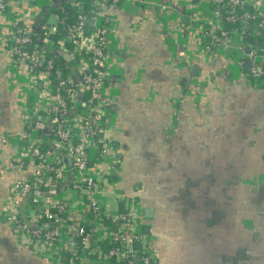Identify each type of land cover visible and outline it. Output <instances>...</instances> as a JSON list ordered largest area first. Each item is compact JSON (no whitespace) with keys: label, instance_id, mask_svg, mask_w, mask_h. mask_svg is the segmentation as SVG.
Wrapping results in <instances>:
<instances>
[{"label":"crops","instance_id":"1","mask_svg":"<svg viewBox=\"0 0 264 264\" xmlns=\"http://www.w3.org/2000/svg\"><path fill=\"white\" fill-rule=\"evenodd\" d=\"M3 1L0 264H64L66 254L58 260L38 253L4 217L12 185L33 168L21 157L28 78L10 65L6 45L13 15L30 0ZM67 2L31 0L35 12ZM207 10L201 0H120L109 7L118 54L108 125L117 167L114 191L103 199L113 211L125 201L140 206L158 264H264V78L254 85L251 62L240 53L203 54L198 28L210 20ZM26 205L22 217L29 220Z\"/></svg>","mask_w":264,"mask_h":264},{"label":"built area","instance_id":"2","mask_svg":"<svg viewBox=\"0 0 264 264\" xmlns=\"http://www.w3.org/2000/svg\"><path fill=\"white\" fill-rule=\"evenodd\" d=\"M119 1L90 0L87 11L88 0H68L35 12L30 0L13 15L6 40L10 65L23 67L28 78L31 103L24 115L21 157L33 174L14 182L4 217L38 253L58 260L66 254L64 264H158L140 206L125 201L123 209L113 211L103 199L114 191L116 149L107 90L118 54L106 19L109 7ZM201 2L210 14L198 28L203 54L240 53L238 59L251 62L250 75H264V43L260 49L254 41L264 30V0ZM6 5L1 0L0 11ZM53 14L58 23L46 22L36 31L38 16ZM61 28L65 35L55 40ZM57 58L64 59L63 65ZM26 203L29 220L22 217Z\"/></svg>","mask_w":264,"mask_h":264},{"label":"trees","instance_id":"3","mask_svg":"<svg viewBox=\"0 0 264 264\" xmlns=\"http://www.w3.org/2000/svg\"><path fill=\"white\" fill-rule=\"evenodd\" d=\"M89 1L90 0H88V2L86 3V8H87V11H90L92 8H91V5H90V3H89ZM6 9H7V5H6ZM6 9L5 10H3L2 12H4V11H6ZM250 10H252V9H250ZM48 20H49V16L48 15H46V16H42L41 18H38V20H37V22H38V27L36 28V31H37V29L38 28H40L44 23H46V22H48ZM69 22H73V19H70L69 20ZM91 22H92V20H90V24L88 25L89 27L88 28H91ZM229 25V27H233V26H235V24H228ZM60 26V25H59ZM65 35V31L61 28V30L57 33V34H55V35H53V38L55 39V40H58L59 38H61L62 36H64ZM37 37H36V41H37ZM255 42H257V45H260V46H257L258 48H262L263 46H262V44L264 43V30H262V32H261V36L258 38V39H255L254 40ZM6 45H7V42H6ZM231 53V52H230ZM63 61H64V59H62V58H57V63L58 64H62L63 65ZM65 71V73H67V69L66 70H64ZM251 77H252V81H253V83H254V85H258V84H261L260 83V81H261V78L263 77L264 78V75H262L261 77H259V78H255L254 76H252L251 75ZM106 222H109L110 224H112L110 221H108V220H106Z\"/></svg>","mask_w":264,"mask_h":264},{"label":"water","instance_id":"4","mask_svg":"<svg viewBox=\"0 0 264 264\" xmlns=\"http://www.w3.org/2000/svg\"><path fill=\"white\" fill-rule=\"evenodd\" d=\"M49 23L50 24H57L58 23V17L57 16H55L54 14L53 15H51L50 17H49ZM250 65V62L248 63V66ZM117 167V164H115V166H114V168H116ZM116 179V178H115ZM147 213V216L148 217H150V216H152V212H151V210H149V211H147L146 212Z\"/></svg>","mask_w":264,"mask_h":264}]
</instances>
